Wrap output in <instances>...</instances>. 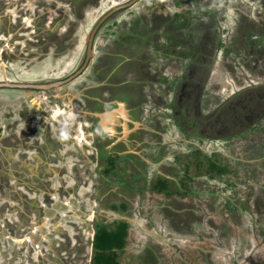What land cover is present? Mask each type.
<instances>
[{
	"label": "rangeland",
	"instance_id": "374dc122",
	"mask_svg": "<svg viewBox=\"0 0 264 264\" xmlns=\"http://www.w3.org/2000/svg\"><path fill=\"white\" fill-rule=\"evenodd\" d=\"M74 1L78 0H58L57 7L62 8V11H59L57 7H54L52 0H0V40H6L0 44V73H2L1 69L7 70L8 67V78L12 81L20 82H44L65 78L72 74L79 67L77 65L81 60L85 46V43H82L84 46H76L77 42L75 41L76 37L74 34H71V36L68 34V37L66 35L64 36V33L70 26L69 24L72 22L70 15L75 16L71 9V3H74ZM84 1H87L84 9L86 20L80 28L81 32L87 33L93 24L99 23L97 18L99 16L101 17L110 5L116 6L124 0H95L98 3L97 6L91 5L94 0ZM174 3V0H145L139 12H145L149 16L156 14V12L163 13L166 16L171 14L173 21L177 20L176 18L178 16L181 17L183 15L188 18L187 21L190 22L191 27L193 24L191 20L195 16L197 18H206L207 12H212L210 15H213L216 19L222 15L221 9L217 7L211 10L210 3L206 5L203 0L202 2L200 0L190 1L186 8L176 7L170 9V6ZM222 10L226 11L223 8ZM232 10L230 9L229 13H232ZM56 18H60V20ZM50 30L57 33L58 42L52 44L48 55L44 54L43 56L41 49H46L47 41L44 42L45 40L43 41L39 36H49L48 34L51 33ZM17 33H20L19 35H22V38L13 43L7 41ZM65 37H70V48L68 47L69 49L67 51H61L62 49L58 48L59 41H66ZM104 38L102 36V39ZM167 42L169 43L168 49L156 50L155 61L156 56L159 59H163L167 53H171L175 47L180 46L178 41L175 42L167 39ZM235 43L231 42L230 45L234 46ZM57 48L59 50H56ZM6 50L12 54V56H9L10 58L8 56L6 58L4 55ZM27 51L30 56L28 55L26 58ZM227 53L225 54L227 56L226 58L223 57L222 53H218L215 60H209L208 63L205 62V68H198V66L190 68L191 73L186 71L187 66L185 64L174 76L172 74L175 71L168 68L166 73H163L164 78L161 84L173 85L175 87L179 86L184 90V96H187L188 93L186 94L185 92L189 91L190 88H186V83L187 86H192L194 82H197L196 77L199 78L205 72L201 83L207 85V93L210 95L209 98H215L218 93L219 97L228 92L227 88H238L236 87L237 81L243 80V74L238 72L233 73V65L230 62L226 63L225 59L228 58L231 51ZM234 53V61L239 60L240 55ZM173 55H176V53H173ZM10 61L11 64L9 63ZM205 69H208V71L206 72ZM81 77L84 78L78 83H74L72 88L76 89L77 87H81L84 85L86 79L92 84L98 81L88 76L85 79V74ZM245 78L247 77L245 76ZM259 80L262 81V78H259ZM219 81H221V85H219ZM148 84L151 86L149 90L150 96L153 97L152 82H148ZM197 87L201 88L200 85ZM256 87L259 88V85ZM219 90L220 92H218ZM251 90H253V87L240 92L238 97L235 95L236 102L241 100L240 104L248 107L249 105L245 101L247 99L244 98L246 94H249L247 92ZM17 91L20 90L0 88L1 145L10 147V144H14L12 140H16L17 142L18 137L8 138L9 131H11L10 127H12L10 123H14L16 134L20 135L19 139L21 141L18 145L14 144L16 145L14 146V155L8 152L5 153L3 157L4 165L0 164V182L6 186V183L9 181V186L14 187L13 192H18V195L20 192L25 194L24 192L27 190L24 184L18 183L19 181L27 183L29 187L39 189V192L29 190L31 194L27 192V196L23 195L24 204L22 202L20 204L24 208L22 211L27 214L24 224L16 209L14 211H6L5 216L0 219V245L1 247H7L9 251V254H6L4 258H2L3 256L0 258V264L10 263L11 258L7 255L13 256L15 254L18 255V258H16V261L13 260V263L11 262L12 264H19L20 257H26L30 264H36L37 257L33 256V258H28V255L30 253L31 255L36 254L42 249L41 235L44 237V233L47 235L45 237L47 240L46 251H42L38 259H43L45 264H49L50 261H52V264H91V244L94 231L92 226L87 223L91 222V220L93 223L100 218L98 212H100V216H104L102 214L104 208L113 204L109 205L110 196L116 195L114 199L119 204L121 199H119L118 191L122 186H119V184L110 186L103 182L97 183L90 179V172L95 171L96 163L92 162L90 158L91 148L89 146L91 144V138L87 137L89 134L81 119L76 117V122H74L65 117L66 119L64 121H66V124L60 120V110L55 112L53 111L54 109H49V107H44V105H36V99H32V103H29L30 110H28L26 109L28 104L25 103L20 93H15ZM14 93L16 94L15 96H13ZM204 93L202 91L201 95ZM175 95L173 92L169 100L173 101ZM77 103L79 107H82L81 99ZM240 104L236 106L240 108ZM230 105L228 102L220 105L221 107L219 108L229 109ZM35 106L38 109L37 117L41 118L43 114H46L47 135L43 131V128H40L38 123H36L37 119L35 117L28 122L30 113L31 115L34 113ZM154 106L163 112L170 111L165 109L167 107L166 105L159 106V103H156ZM246 107H243V109ZM149 109L151 110V107ZM194 114L193 112L192 116L196 117ZM197 117H200V115ZM258 117L255 116L254 120ZM169 118L168 116L160 114L158 122L172 123ZM249 124H251L250 121ZM67 125L69 130L73 128L77 129V136H73L67 130L66 135H61V127L66 128ZM166 127L167 124L165 127L162 126L163 131H161L155 126H151V136L158 137V142L164 145H166L167 139L171 136L166 134ZM237 127L238 125L233 129H237ZM205 128L201 123L197 124V129L202 135H207V132L210 131L209 128L207 130ZM228 130L225 131L229 132V134L239 132L237 130ZM121 132L119 131L117 134L121 135ZM44 135L46 136L45 143L47 150L45 152H38L36 146L33 145L36 142L42 145L45 141L43 139ZM39 136H42V138ZM177 136L178 133H174V136H172L173 139L180 141L175 142L177 145L183 144L181 142L187 143L188 139L193 140L194 143L198 141V138L191 139V137L188 138L187 136L177 138ZM219 136H223L220 140L233 139L232 135L225 137V133ZM38 138L39 140H37ZM156 144L158 143H155L154 146ZM27 145L31 147L29 146L28 149L25 148ZM154 146L153 149L158 154L160 150L157 151ZM143 147H145L144 143ZM174 148L172 149L169 145L166 147V159L179 155L178 157L180 158H177L176 165L166 171V165L170 166L172 163L165 160L160 164L164 166L159 168L162 172L168 173L169 176L179 177V180H182L186 176L184 164L192 158V150L188 152L190 147L187 144L186 148L180 149L182 151L179 153H177V150L180 147L174 146ZM22 149H25V152L24 150L21 151ZM206 149L208 150L207 156L213 160L219 159L223 161L224 157L230 159V155L227 157L225 151L220 146H217V144H213L210 148L206 147ZM34 152L40 162L38 168L40 173L36 172L35 166H33L31 175L35 173L39 174L41 184L32 183L33 178L26 179V174L22 172L24 170L19 163L20 157L18 156L21 155L31 156L28 158L33 161L35 157L32 154ZM226 152L227 154H231L228 150ZM47 161H49V164ZM36 164L37 162L34 165ZM18 172L23 173V175L19 176ZM190 173L191 176H194V180L187 183V186L192 188L194 193H191L189 202L185 201V203H182L178 201L181 200L180 198L173 199L172 196L168 197L160 194L155 190H151L148 185L142 186L143 190H141V195H135L129 199L130 212L125 217L132 221V225L127 248L122 252V264H264V241L261 237H258V232L249 231L248 227L237 225L229 217H223L221 214H217L213 210V205L206 200L208 198L207 194L206 197H201L195 193L199 191V185L196 182L201 177L192 168L190 169ZM7 174L10 175V178H7L8 180L5 182L1 176L7 177ZM202 181H204L203 178ZM147 182L145 180L143 183L145 184ZM1 183L0 204L3 205V202L8 200V208L12 209L14 201L11 195L4 194L6 191H9V187L7 186L6 190H2L4 188ZM207 188L209 187L207 186ZM13 194L17 195V193ZM38 204L42 207L39 208ZM171 207L175 209V214L181 213L186 215L185 219L187 222H192L194 225L193 231H179L183 230L181 229L183 228L182 217L178 219L175 216L173 225L169 226L167 221L171 218L167 216V213ZM41 209L45 210L44 214ZM28 218L29 221H27ZM38 218L42 219L39 220ZM156 218L160 222H157V224L161 225L165 230L163 233L156 230ZM9 219H18V223L15 226L17 227L15 230L18 234L12 233L11 221ZM133 222L137 225L133 224ZM78 223L81 225L76 227ZM174 224L176 227H173ZM180 225L181 228L178 227ZM23 228L28 230L26 234L22 230ZM39 230H42L43 234L36 233ZM220 232L223 233V238L218 236ZM225 234L228 235L229 242L225 240V237H227ZM29 238L32 246L28 242ZM242 245L244 248L240 249ZM29 246L31 247L28 250ZM79 248L80 251H78ZM1 261L3 262L1 263ZM40 264H43V262H40Z\"/></svg>",
	"mask_w": 264,
	"mask_h": 264
},
{
	"label": "flooded vegetation",
	"instance_id": "af4514ba",
	"mask_svg": "<svg viewBox=\"0 0 264 264\" xmlns=\"http://www.w3.org/2000/svg\"><path fill=\"white\" fill-rule=\"evenodd\" d=\"M57 1L58 0H52L54 7H57ZM144 1L145 0H124L116 6L110 5L106 12H104L101 17L99 16V18H97L99 23L93 24L87 33L81 32L80 28L86 20L84 9L87 1H74V3H71V9L76 17L70 15L72 22H69L70 26L64 33V36L66 35V37H68V34H70V36L74 34L76 37L75 41L77 42L76 46H82V43H85V46L83 45V55L77 65L79 67L65 78L31 83L47 84L56 81H65L75 75L79 70H81V72L59 87L54 86L49 89H10L20 90L15 93H20L22 95L25 103L28 104V108L26 107L28 110H30L29 103H32V99H36V105H44V107L54 109L53 111L55 112L60 110L61 114H59V117L62 121L66 119L65 117L74 122H76V117L82 120L89 134L87 137L91 138V144L89 146L91 148L90 158L92 162L96 163L95 171L90 172V179L97 183L103 182L110 186L119 184V186L123 187H120L118 191V195L120 196L119 199H121L119 204L116 203L114 199L116 195L113 194L114 196H110L109 198V205L113 204L104 208L102 211L104 216H100V212H98V216L102 220L114 221L116 219H127L132 225V221L125 217V215L128 216L130 212L129 199L133 198L135 195H141V190H143L142 186L144 185L143 182L145 180L148 181L147 184L150 186V184L156 182L158 177L162 176L163 178L172 179L177 186L181 185L182 180H179V177L169 176L168 173L162 172L159 167L164 166L160 164L165 160L172 163L170 166L166 165L167 171L177 163L175 160L176 156L166 159V147L168 145L172 149H175L174 146L180 147L177 150L178 153L182 151L180 149L186 148V144L190 147V145H188L189 142L194 143L193 140L188 139L187 143L181 142L183 144L177 145L175 142L180 141L172 138L174 133H178L177 138L184 136L190 138L191 135L189 132L193 129L198 130L197 124L201 123L206 127L205 130L209 128L210 131L207 132V135H202L199 131L204 140L199 139L194 144H199V146H196H202L205 150H207L206 147L210 148L213 144H217V146H220L221 149L225 151L227 157L230 155L228 161H230L234 169L238 172L236 175H232L231 181L232 178H234L237 180L238 184L237 186H229V183L226 182L224 185L218 187L221 189L211 191L212 189L207 190V184L200 178L196 182V184L199 185V191L195 193L199 194L201 197H206V192H211L209 203L213 205V210L217 214H221L223 217H229L230 220L236 222L237 225L248 227L249 231L258 232V237H261L264 241V0H203L206 5L210 3V7H212L211 10L217 7L221 9L222 15L218 16L216 19H209V17L199 18L198 21L193 22L192 27L190 26L187 30L174 29L175 25L171 14L166 16L163 13L156 12V14L149 16L146 13L139 12ZM189 2L190 1H188L185 6H188ZM200 2H202V0H200ZM91 5L97 6L98 3L94 0ZM222 8L226 11H223ZM230 9H233L232 13H229ZM57 10L62 11V8L57 7ZM193 18L196 19L197 17L195 16ZM56 19L60 20V18ZM112 30H114V34L123 33L122 45H119L118 42L114 40L115 38L107 39L105 37V33ZM50 31L51 33L48 34L49 36H39L43 41L45 40L44 42L47 41V45L45 44L46 49H41L43 51V56L44 54L48 55L52 44L58 42L57 33L53 30ZM94 31L95 35L92 49L95 54L85 65L89 39ZM19 34L20 33L14 34V36L10 37L7 41L13 43L22 38V35ZM163 34H170L172 37H175V35L179 36L187 45L196 42L199 45L201 56L193 54L192 58L188 59L184 56L181 57L179 54L172 55L166 52L167 55L165 58L159 59L156 56L155 61L156 49L159 51L162 50V46L159 45V42L167 38L166 36H162ZM102 36L107 40L105 38L102 39ZM220 38H224L228 40V42H236L233 46L235 50L234 54H239L240 59L236 61L231 60V65H233L232 72L243 74V80L238 82L244 84L242 87H238L239 89H233V87L227 88L228 92L224 93L221 95V98H219L221 99V101H218L220 105L228 102H231V104L233 103L230 106L232 112L227 113L226 116H222L224 111L228 109L219 108L221 107L219 105L216 121L204 122L203 114L200 110L202 105L200 98L202 97L201 92L207 88V85L205 86V84L201 83V79L205 75V72H203V75L199 78L196 77L197 82H194L192 86L189 87L186 83V88H190L189 91L185 92L186 94L188 93L187 96H184V90L179 86L164 85L161 84V81L168 68L175 71L173 74L171 73L172 76H174L180 68H183L184 64L187 66L186 71L189 73L192 72L190 68L195 66H198V68H205L204 64L205 62L208 63L209 60L211 61V58H208L212 55L214 51L213 48H216V44ZM69 40L70 37L66 38V41H59L58 48L62 49L61 51H67L70 48ZM4 41L6 40H0V44L4 43ZM58 48L56 50H59ZM8 53V50H6L4 54L6 58L7 56H12V54ZM28 55L27 51L25 55L26 58ZM9 63L11 64V61ZM8 71V67L7 70L1 69L2 73H0V77L2 78H0V81L9 79L7 76ZM205 71L207 72L208 69H205ZM84 74L85 79L86 76H88L98 81L92 84L86 79L84 85L81 87H77L76 89L72 88L74 83H78L84 78L81 77ZM245 76L247 78H245ZM259 78H262V81H260ZM148 82H152L153 97L150 96L149 90L151 86H149ZM198 85H200L201 88H198ZM219 85H221V81H219ZM258 85L259 88L256 87ZM251 87H253V90L247 92L249 94H246L244 98L247 99L245 101L249 106L246 107L240 104L241 100L236 102L234 96L237 95L238 97L240 92ZM173 92L174 95H176L174 96L175 99L172 101L169 99L173 95ZM218 92H220V90ZM15 93L13 96L16 95ZM80 99L82 107H79L77 103ZM210 99L211 98L208 97L207 100L204 101L209 103ZM122 103L125 104L124 108L120 105ZM156 103H159V106L166 105L167 107H165V109L170 111H161L158 107L154 106ZM236 103L240 104L241 107H237ZM150 107L151 110L149 109ZM243 107L246 108L243 109ZM110 112L114 115L113 119L104 121V119L100 117V114ZM193 112L195 113L194 115H196L195 119H193L195 122L190 119ZM28 113H30V111H28ZM37 113L38 109L37 106H35L34 113L33 115L30 113L28 122L35 117L37 119L36 123H38L40 128H43V131L47 135L48 127L46 125V114H43V116L39 118L36 116ZM160 114L170 117L169 119L172 123H159L158 119ZM199 115L200 117H197ZM51 116L53 117V115ZM255 116L259 117L254 120ZM109 117L112 116L109 115ZM153 119H155V121H153ZM249 121L251 124H249ZM64 122L66 123V121ZM166 124V134L171 136H169L166 145H164L158 142V137L151 136V126L153 125L163 131L162 126L165 127ZM236 125H238L237 129H233ZM10 126L12 127H10L11 131H9L8 138L18 137L17 142L16 140H12L14 144L18 145L19 142H21L19 139L20 135L16 134L14 123H10ZM61 128V135H66L67 131H69L68 133L77 136V129L73 128L69 130L68 125L66 128ZM228 129L237 130L239 132L229 134V132L225 131ZM119 131H122L121 135L117 134ZM223 133H225V137L232 135L233 139L220 140L223 136L219 135ZM39 137L42 138V136ZM43 139H45V141L42 145L37 142L33 145L36 146L38 152H45V150H47L45 135ZM37 140H39V138ZM143 143L146 148L143 147ZM155 143L158 144L154 146ZM29 146L30 145H27L25 147L29 148ZM153 146L157 151L160 150L158 154H156L157 152H155ZM192 149L193 148H190L188 152ZM223 150L221 151L224 153ZM227 150L230 151L231 154H227ZM8 153L13 155L14 149L8 151ZM155 154L159 155L158 158L153 157ZM34 155H36L35 152ZM112 156H114L113 159L116 158L118 163L117 168L115 171L110 172V174H104L103 172L109 166ZM148 165L150 166L148 167ZM28 178L32 179V176ZM32 183L41 184L39 174L33 177ZM171 189L176 191L177 187L175 184H171ZM190 195L191 193H188L186 196H177V194H175L172 198H180L181 200L178 201L185 203V201H190ZM238 199L246 200V210H243L239 206L240 200L238 201ZM123 202L127 205L125 208H122ZM4 205L8 207V201L4 202ZM115 205L118 207L115 208ZM41 210L44 214V210ZM174 211L175 209L171 207L170 211L167 213V216L171 218L167 221L169 226L173 225L172 223L174 222L175 216L178 219L182 217L181 221L183 222V228H181V225L178 227L183 230L179 231H193L194 225L192 222H187L185 219L186 215L181 213L175 214ZM19 216L21 217V215ZM9 220L11 221L10 226H12V233L18 234L15 230L17 229L15 226L16 223H18V219ZM157 222H159L158 218L155 220L156 230L163 233L165 231L164 228L158 225ZM94 223L95 222L92 223V220L87 223L92 226L93 231L95 227ZM133 224L136 223L133 222ZM80 225L81 224L78 223L76 227ZM214 226L216 227V225ZM173 227H176L175 224ZM22 230H24L25 234L28 231L25 228ZM42 232V230L36 231V233L40 234H43ZM225 235L227 237L224 239L229 242L230 239L228 235ZM46 236L45 233L44 237L41 235L42 249L33 255H31L29 251L30 256L39 257L42 251H46ZM218 236L223 238V233H218ZM28 242L32 246L30 238ZM31 246L28 247V250ZM243 248L244 246L242 245L240 249ZM78 251H80V248ZM90 259L92 263V257Z\"/></svg>",
	"mask_w": 264,
	"mask_h": 264
},
{
	"label": "trees",
	"instance_id": "16d2710c",
	"mask_svg": "<svg viewBox=\"0 0 264 264\" xmlns=\"http://www.w3.org/2000/svg\"><path fill=\"white\" fill-rule=\"evenodd\" d=\"M175 3L173 5L170 6V9L173 8H179V7H184L186 8V3L188 1H195V0H174ZM189 9V8H188ZM187 9V10H188ZM187 12V11H186ZM145 13V12H143ZM212 12H208L207 13V17H209V19L213 18L215 19V17H213V15H210ZM178 15V13H176ZM148 15V14H147ZM177 20L174 21V25L176 30H187V28L190 27V22L187 21L188 18H186L185 16L181 15V17H177ZM199 18H192V22H197ZM192 24V23H191ZM114 30L112 31H107L105 33V37L106 38H115L114 40H116V42H120L119 45H122L123 43L121 42L123 40V33H116L114 34ZM162 36H166V39H163V41L159 42V45L162 46V50L163 49H168V45L169 43L167 42V39H171L173 41H178L180 46L175 47L173 49V51L169 54L176 53L182 56H184L185 58H192L193 54H195L196 56H201V51L199 50V45L195 42L193 44L189 43L188 45L184 43L183 40H181V38L179 36L172 37L170 34H163ZM180 39V40H179ZM231 42H228V40L224 39V38H220V40L217 42L216 44V48H213L214 51L212 53V55L208 58L211 60H215V57L218 56V53H222L223 57L226 58L227 56L225 54H228L227 52L231 51V53H229L228 58L225 59L226 63L230 62L232 64V61H234L235 57L233 56V52H235V50L233 49V46L230 45ZM236 44V43H235ZM158 51V49H156ZM233 50V51H232ZM231 57V58H230ZM238 82V81H237ZM244 83H237L236 86L237 87H242ZM206 86V84H205ZM204 86V87H205ZM239 89V88H238ZM237 89V90H238ZM204 94L202 95V97L200 98L201 101V111L203 114V118H204V122L207 121H216L217 119V115H218V106L220 104H218V101H221V96L218 97L219 93L217 94V96L215 98L212 97V99H210L209 103H207L204 100H207L208 97H210V95L207 93V88L204 89ZM225 97V96H223ZM226 98V97H225ZM231 104V102H229V105ZM232 105V104H231ZM230 105V106H231ZM229 106V107H230ZM231 109V107H230ZM225 110L222 116H226L227 113H229L231 110ZM191 120L195 119V117L191 116L190 117ZM195 122V120H193ZM197 122V120H196ZM189 132V130H187ZM191 135V139L193 138H198L201 140H204L200 135V132L198 130L193 129L192 131L189 132ZM201 140H200V144H201ZM190 148L193 147L192 149V158L190 160H188V162L185 165V175L182 178L181 181V185L177 186L176 183L169 178L166 177H158L156 182L150 184V188L151 190H155L160 194L166 195L168 197H173V195L177 194V196L181 195V196H186L188 193H192L193 189L188 187L187 183H189L190 181L194 180V176H191L190 173V169L192 168L195 172H197L198 176L203 178L204 181L207 186L209 188H207V190L212 189L213 190H218L221 188H218L220 185H224L226 182L229 183V186H237L238 182L236 179L232 178L231 181V177L232 175H236L237 170L234 169L233 165L230 163V161H228V159L226 157H224V160L221 161L219 159H211L209 156H207V152L208 150H205L202 146L201 147H197L196 145L199 146V144H193L190 143ZM195 145V146H193ZM191 151V150H190ZM219 152V151H218ZM179 153V152H178ZM219 154V153H218ZM177 155V154H176ZM159 155H153V157L158 158ZM179 155H177V157L175 158V160L177 161V158L179 159L180 157H178ZM114 156H112L110 158V164L109 166L104 170V174H110V172L115 171L117 168V161L116 158L113 159ZM234 179V180H233ZM173 183V185L175 184V186L177 187L176 191L171 189V184ZM171 183V184H170ZM148 184L145 183L143 185L147 186ZM225 189V188H224ZM194 193V192H193ZM208 199L206 200H210V195L212 194L211 192H206ZM240 200V207L243 210L247 209V203L246 200L243 199H238V201ZM127 205L125 202L122 203V208H125ZM115 208H117L118 206L115 205ZM99 220L95 221L94 223V235L92 238V263L91 264H122V252H124L127 248V244H128V237L130 235V228H131V223L129 220L127 219H116L114 221H108V220H102L100 218H98Z\"/></svg>",
	"mask_w": 264,
	"mask_h": 264
},
{
	"label": "crops",
	"instance_id": "0c3cea01",
	"mask_svg": "<svg viewBox=\"0 0 264 264\" xmlns=\"http://www.w3.org/2000/svg\"><path fill=\"white\" fill-rule=\"evenodd\" d=\"M20 138V137H19ZM4 142H5V139H4ZM14 146H16V145H11L10 144V147H4V145L2 146L1 145V141H0V164H2V165H4V160H3V157L5 156V153L6 152H8V151H10V150H13L14 149ZM25 148H27V147H25ZM28 149V148H27ZM24 150V152H25V149H22L21 151H23ZM20 151V152H21ZM33 152V151H32ZM13 155H14V153H13ZM32 155H34V153L32 154ZM18 157H20L19 159H20V161H19V163H20V165L22 166V168H23V170L24 171H22L24 174H26V179H29L28 177L29 176H32V178L34 177V176H36V175H38V174H34V175H31V173H32V170H33V166H35L34 168H35V171L36 172H39V170H38V168H39V159L37 158V155H34L33 157H36V158H34V160L33 161H31L29 158L31 157V156H26V155H21V156H18ZM37 162V164L36 165H34L36 162ZM47 163L49 164V161H47ZM23 173H19L18 172V174H19V176H21V175H23ZM1 178L6 182L8 179L7 178H10V175L9 174H7V177H3V176H1ZM31 179V178H30ZM1 183V182H0ZM18 183H22V184H24V186L27 188V190H25L26 192H24L25 194H23V193H21L20 192V194L18 195V192H16V191H14L13 192V190H14V187H10L9 186V181L6 183L7 185L6 186H4L3 185V183H1L2 184V187L4 188V189H2V190H6L7 189V186L9 187V191H6V193H4L5 195H8V194H10L11 195V198H12V200L14 201L13 202V206H12V209L11 210H13L14 211V209H16L17 210V212L19 213V215H21V219H22V221H23V224H24V221H25V216L27 215L26 213H24V211H22V210H24V208L21 206V204H20V202H22V204H24L23 202H24V198H23V195H26L27 196V192L29 193V194H31L30 193V191H32V192H39V189H37V188H34V187H29L28 186V184L27 183H24V182H21V181H19ZM30 184V183H29ZM30 190V191H29ZM13 193H17V195H14ZM6 201H8V200H6ZM40 201V200H39ZM39 205V204H38ZM39 208H41L42 206L41 205H39L38 206ZM10 211V209L6 206V205H4V202H3V205H1L0 204V219L1 218H3L4 216H5V213H6V211ZM44 212H45V210H44ZM39 217H41V216H39ZM39 220L40 219H42V218H38ZM27 221H29V218L27 219ZM17 228V227H16ZM9 251H8V249H7V247H4V246H2L1 247V245H0V258L2 257V258H4L5 257V255L6 254H9L8 253ZM7 256H9L11 259V262L13 263V260L14 261H16V258H18L17 256L18 255H13V256H11V255H7ZM28 258H33L32 256H29L28 255ZM28 259H26V257L24 258H22V257H20V259H19V264H30V262H28L27 261ZM33 260V259H32ZM51 260V259H50ZM3 261H1V263H2ZM8 263V264H12V263ZM40 262H43V264H45V261H43V259H38V257H37V260H36V264H40ZM48 263V262H47ZM49 264H52V261H50V263Z\"/></svg>",
	"mask_w": 264,
	"mask_h": 264
},
{
	"label": "water",
	"instance_id": "95a60500",
	"mask_svg": "<svg viewBox=\"0 0 264 264\" xmlns=\"http://www.w3.org/2000/svg\"><path fill=\"white\" fill-rule=\"evenodd\" d=\"M119 9V8H117ZM99 26V25H98ZM97 26V27H98ZM94 35H95V31L92 33L90 39H89V46H88V50H87V59L85 61V65L88 63L89 59L91 57L94 56V51L92 49V43H93V39H94ZM81 70H79L75 75H73L72 77H70L68 80H62V81H56L54 83H31V82H18V81H11L9 79H6L4 81H0V88H35V89H49L51 87H59L62 84L68 82L69 80H71L73 77H75L78 73H80ZM123 108L125 106L124 103L120 104ZM109 115H111L112 117H109ZM99 116V115H98ZM100 117L104 119V121H108V119H113L114 115L112 112L110 113H104V114H100Z\"/></svg>",
	"mask_w": 264,
	"mask_h": 264
}]
</instances>
